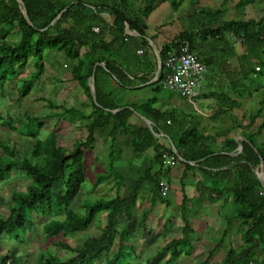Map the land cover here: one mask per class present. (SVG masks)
Wrapping results in <instances>:
<instances>
[{
	"label": "trees",
	"instance_id": "obj_1",
	"mask_svg": "<svg viewBox=\"0 0 264 264\" xmlns=\"http://www.w3.org/2000/svg\"><path fill=\"white\" fill-rule=\"evenodd\" d=\"M20 1L31 27L24 20L16 0H0V91L6 82L31 64L33 75L23 80L18 89V97L24 98L32 84L43 75L46 57L54 64L60 59L70 63V79L82 90L89 110L86 113L76 107L58 106L59 112H53L55 106L48 101L50 111L42 116L24 115V121L3 120V127L29 140V144L26 143L29 150L22 154L15 146L0 143V183L16 172L28 177L30 184L10 192L7 197L8 213L0 217V264H135L138 256L125 243L124 235L137 227L134 215L137 203L148 199L139 222L141 225L158 202L169 207L160 184L170 182L172 167L176 165L182 168L180 236L165 243L143 264H153L160 257L166 258L162 264H174L181 257L191 256L200 242L202 249L205 248V240L200 239L191 222L201 209L211 206L216 207L221 232L211 239L213 247L200 264H210L223 248L226 250L216 264H264V190L255 174L262 165L264 178V141H258L264 121L258 129L251 130L261 116L264 98L245 124L233 122L228 130L219 129L214 134L204 132L202 118L193 109L185 112L175 106H167L164 110L157 106L177 96L161 84L167 52L185 41L189 50L196 53L199 42L195 41V31L200 42L215 40L226 45V37H231L243 48V54L236 56L239 72H233L236 76L228 82L230 88L237 89L234 93L251 97L252 93L264 88V17L258 21L230 20L217 24L220 10L199 8L200 18L162 45L160 73L154 82L144 85L154 78L157 69L156 58L145 40L146 20L160 0H141L137 8L132 0ZM259 1L240 0L238 5L248 6ZM180 3L171 0L170 5L177 9ZM63 10L60 19L49 27ZM14 33L17 34L16 42H9L8 37ZM150 39L154 41L155 38ZM219 52L217 56L205 58L196 55L209 68L218 56H224L223 49ZM92 76L100 107H96L91 98ZM140 85L144 86L138 87ZM133 96L139 99L132 100ZM224 99L229 111L240 106L239 102ZM120 108L122 110L115 114L105 111ZM136 114L152 123L154 133L167 136L184 162L178 160L168 141L154 137ZM65 116L69 123H83L85 131L82 138L75 139L67 148L59 144L56 131ZM51 120L55 121L53 130L44 132L45 137L41 138L44 121ZM236 129L242 140L228 136ZM118 137H129L134 159L143 158L151 150L147 165L137 167L134 159L121 160V151L115 149ZM218 139L221 140L218 142ZM98 141L102 144L109 141L110 146L104 171L96 174L94 186L98 188L116 181L115 193L109 198L85 199L80 205L82 214L72 208V203L86 179V157L93 154ZM124 164L128 166L129 175L134 177L123 195L122 179L116 169ZM188 175L195 179L196 195L190 199L183 192V181ZM98 214H104L105 223L97 236L88 237L77 247L57 243L60 249L72 254L68 258L62 259L46 249L30 263L17 255L14 247L5 253L1 248L4 236L22 243L38 219H49L42 232L46 238L53 239L87 231ZM121 219L125 225L119 231ZM107 254L111 257L103 258Z\"/></svg>",
	"mask_w": 264,
	"mask_h": 264
},
{
	"label": "rangeland",
	"instance_id": "obj_2",
	"mask_svg": "<svg viewBox=\"0 0 264 264\" xmlns=\"http://www.w3.org/2000/svg\"><path fill=\"white\" fill-rule=\"evenodd\" d=\"M141 0H132V5L137 8ZM180 6L177 9H173L170 5L171 0H160L158 6L155 10L151 12L148 19L146 20L147 25V35L149 36L151 31L156 26L158 29L162 28L161 34L165 41H171L170 39L175 36L178 32L187 29L191 22H195L201 16L199 14V8H205L207 10H220L221 14L217 18V24H221L225 21L230 20H242L258 21L260 18L264 17V0H260L254 4L248 6L238 5L240 0H178ZM199 17V18H198ZM215 18V20H216ZM200 21V20H199ZM205 23L206 20L204 19ZM159 25V26H157ZM156 29V30H158ZM17 34L14 33L8 37L9 42H16ZM165 41H162L164 43ZM195 41L199 42L198 56L204 58L206 55H216L220 54V50L223 49L222 53L225 56V60H229L231 64L234 65V69L238 70V62L235 60L239 55L243 54V48L238 42L231 39V37H226V45L218 44L215 40H210L207 42H200L195 31ZM156 45V44H155ZM201 45V46H200ZM236 65V66H235ZM228 69L229 65H225ZM70 63L66 61L52 62L49 57L44 60V73L39 80L32 84L31 91L24 98L18 97V89L21 86L23 80L28 79L34 73V68L31 64H28L23 73L19 74L13 80L6 82L0 91V143L10 144L15 146L20 152L25 153L29 150V144L26 138H23L16 134V132H11L7 127H3V120L11 121H24V115L30 117H39L50 111L47 102L52 103L55 108L52 109L53 112H59L58 106H62L65 109L70 107H76L83 112H88L89 106L88 101L80 87L77 86L76 82L70 79L69 75ZM211 72H208L209 76H217V63L211 65ZM206 82V81H205ZM205 82L202 84L205 85ZM221 84V83H220ZM262 93V91H261ZM242 107L234 112V115H230V118H234L236 123H242V116H250L256 109L259 108V103L261 101L260 92L252 94L251 98L247 97L245 94L242 96ZM139 99V96H133L132 100ZM167 104L171 107H179L183 111H193L194 107H190L189 104L177 96H174L170 100H166ZM196 108H200L198 102L195 105ZM208 120V118H206ZM244 123L247 122L244 118ZM264 121V107L261 112L260 118L257 120L252 131L258 129V125H261ZM54 120L50 122L44 121L45 125L42 128L40 137H45L44 132H49L53 130ZM75 123V122H74ZM69 123L67 116L62 118L57 128V134L59 136V144L64 148H67L69 144L77 138H82L85 135V131L82 128L83 123L77 122L75 124ZM205 123V124H204ZM202 122V128L206 132L210 125V122ZM204 125V127H203ZM228 126V120H223L220 122V129H226ZM225 130V131H226ZM238 131V130H237ZM236 130H233L228 136H235L237 134ZM129 137H118L116 139L115 149L121 151V160L134 159L132 150L130 147ZM221 139H218V142ZM239 140V138H236ZM258 141H264V126L259 130ZM164 145V141H161ZM27 143V144H26ZM110 142L107 144H102L101 142H96L93 154L86 157V179L81 186V191L72 203V208L78 212L82 213L80 205L86 199V201H94L95 198H109L115 193L114 184L116 181H111L109 183L102 184L100 187L96 188L94 186L95 176L97 173L104 171L105 163L107 160L108 149ZM152 156L151 150H148L144 157L141 159H134L133 164L137 167L147 165L149 158ZM156 168H154L155 170ZM117 172L121 176V193L124 195L126 187L132 180L130 171L126 164L118 167ZM182 168L178 165L173 166L171 170L170 182L167 183V191L164 196L168 199L169 207H165L164 204L158 202L153 210L148 215L145 223L141 225L140 219L143 212L147 208L148 199H141L138 201L134 215L137 218V227L133 229L128 235H124L125 243L130 245L136 255L138 256V261L135 264H143L144 260H150L153 254L159 250L165 243L170 242L172 239L180 236V226H179V205L182 199V190L180 188V176ZM30 184V179L22 174L13 172L11 173L9 179L3 183H0V217L7 215V197L10 192L26 187ZM184 184V194L190 199L193 198L196 193L194 191L195 179L190 175L183 181ZM208 208V209H207ZM208 210L211 217L203 218L204 216L202 210ZM199 211V214H195L192 218V227L198 232L200 239L205 240V248L202 249L201 242L196 247L195 251L189 257H181L174 264H200L206 256V252L213 247L211 242L212 238L220 235V222L216 215V207H205ZM49 219L41 218L38 219L35 226L28 231L24 241L22 243H17L14 240H10L7 237H2L1 248L5 253L10 247L16 249V254L21 256L25 261L33 263L36 256L42 250H49L50 253L59 255L62 259L70 257L72 254L60 249L57 246L58 242H64L71 247H77L81 245L88 237H95L99 234L100 228L105 223L104 214H98L97 219L94 221L92 226L85 232L82 233H70L67 236H58L53 239H48L44 236L42 232V227L47 223ZM125 223L123 219L119 221V231L124 227ZM202 241V240H201ZM226 248H223L225 252ZM217 253L211 260L210 264H216L219 262L220 258L223 256V252ZM110 258L111 255H103V258ZM166 258H157L153 261V264H162Z\"/></svg>",
	"mask_w": 264,
	"mask_h": 264
},
{
	"label": "crops",
	"instance_id": "obj_3",
	"mask_svg": "<svg viewBox=\"0 0 264 264\" xmlns=\"http://www.w3.org/2000/svg\"><path fill=\"white\" fill-rule=\"evenodd\" d=\"M157 26H159V25H157ZM156 29H158V28L155 26L154 29L151 31V33H149L150 34L149 36L147 35V30H146V35H147L148 39H150V37L155 38L153 42L156 44V46L158 47V49L160 51L162 45L165 42H169V40L165 41V39H164L165 36H163L161 34V30H162L161 26L158 30H156ZM180 32H178L176 35H178ZM175 36H173V37H175ZM173 37L170 40H172ZM165 38H167V37H165ZM162 41H165V42L162 43ZM198 52L200 53L199 49L196 51V54H198ZM210 55H212V54H210ZM207 56H209V55H206L205 57H207ZM231 61H235V63L237 62L236 59L231 60ZM216 63H217V76H215V77L209 76V78L207 77L205 85L204 86L202 85V88L199 92V97L197 99V102L200 105V108H198V110L200 112L199 116L202 118L201 121L203 123L204 122L207 123L208 121L210 122V125L206 130V133H210V134H214L216 131H218L220 129V122L223 120L224 121L228 120V126H225V128L232 126L233 122L235 123L234 118H230V115H234V112L242 107V103L244 102V101H242V98H243L242 96L245 95L244 94L241 96L239 93H236V92L234 93V90H237V89H232V88H230V85H228V82L230 81V79L232 77L236 76L234 73L238 74L239 68H238V70L234 69V65L231 64L229 62V60H225V56H222V55H220V56H218V58H216ZM224 65H229V68L226 69ZM208 70H209V72L212 71L210 69V67L208 68ZM261 91H262V93H261ZM258 92H260V95L262 96L261 97V100H262V98H264V88H261ZM255 93H257V92H255ZM252 94H254V93H252ZM205 95H206V97H202ZM208 95H212V97H208ZM224 98H228V99H230V101L239 102L240 106L233 109L232 111H229L227 108H225V106L228 107V102ZM157 106H158V108H160L162 110H164L167 106L170 107L167 104L166 100L161 101L160 104ZM223 106H224V108H223ZM249 117L250 116H248V117L242 116V124H245L243 121L244 118H246V121H247L249 119ZM206 118H208V120H206ZM201 127H202V125H201ZM203 127H204V125H203ZM238 132H239V129H236L235 134H237V135H235V140H236V138H239V140H242V137L239 136ZM236 141H238V140H236ZM209 212L210 211L203 209L202 213L204 216H201V217H203V218H205V216L211 217L209 215Z\"/></svg>",
	"mask_w": 264,
	"mask_h": 264
},
{
	"label": "built area",
	"instance_id": "obj_4",
	"mask_svg": "<svg viewBox=\"0 0 264 264\" xmlns=\"http://www.w3.org/2000/svg\"><path fill=\"white\" fill-rule=\"evenodd\" d=\"M97 31V29H94V32ZM127 34L133 35L131 32H127ZM137 53L141 54L140 51ZM164 66L165 75L161 82L163 88L179 96L200 114L195 105L202 84L208 77V67L200 62L196 53L189 50V45L185 41L178 44L170 52H167ZM170 165L172 166L173 163ZM160 186L163 193H165L168 189L167 184L161 183Z\"/></svg>",
	"mask_w": 264,
	"mask_h": 264
},
{
	"label": "water",
	"instance_id": "obj_5",
	"mask_svg": "<svg viewBox=\"0 0 264 264\" xmlns=\"http://www.w3.org/2000/svg\"><path fill=\"white\" fill-rule=\"evenodd\" d=\"M16 1L18 2V4H20L21 14H22L24 20H25V21L27 22V24L31 27V26H32V23L30 22V20H29V18H28V16H27V13H26V10H25L24 6L21 4V1H20V0H16ZM63 12H64V10H63V11H62V12H61V13H60V14H59V15H58V16H57V17H56L51 23H50L49 27L52 26V25H54V24L60 19V17H61V15H62ZM46 29H47V28H45V29H43V30H41V31H45ZM132 36H136V34L133 33ZM145 40L148 42L149 46L151 47V50H152V52H153V54H154V56H155V58H156V63H157V69H156V72H155L154 78H153L150 82L144 84V85H148V84L154 82V81L156 80L157 75L160 73V70H161V60H160V56H159V52H160V51H159L158 47L153 43L152 40H150V39H148V38H145ZM99 66H100V67H104L103 64H99ZM93 83H94V76L91 77V83H90V86H89V88H90V94H91V98H92V101H93V103L95 104V106H96V107H100V106L97 104V102H96V96H95V90H94V84H93ZM144 85H140V86H138V87H142V86H144ZM120 110H122V108L117 109V110H114V111H109V110H105V111H106V112H110V113H112V114H115V113H117V112L120 111ZM136 116H137L138 118H140V119L146 124V126H147L148 129H149V131L152 133V135H153L154 137H156V138H165V139L168 141V143H169V145H170V148H171L172 152H173L175 155H177L178 160L181 161V162H184L183 159H182L180 156H178L177 151H176V149H175V147H174L172 141H171L167 136L163 135L161 132L158 133V134L154 133V132L152 131V126H153V125H152V123H151L149 120H147L146 118H144V117H142V116H140V115H138V114H136ZM190 165H191V166H194L193 163H190ZM255 174H256V177H257V179L259 180V182H260V184H261V186H262V188H263V190H264V178H263L262 165H261L259 171H255Z\"/></svg>",
	"mask_w": 264,
	"mask_h": 264
}]
</instances>
